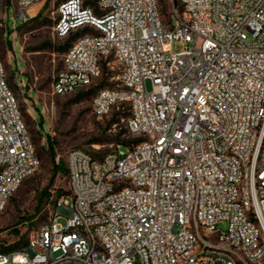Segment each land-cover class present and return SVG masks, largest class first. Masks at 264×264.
Wrapping results in <instances>:
<instances>
[{"label": "built area", "instance_id": "2783aa9c", "mask_svg": "<svg viewBox=\"0 0 264 264\" xmlns=\"http://www.w3.org/2000/svg\"><path fill=\"white\" fill-rule=\"evenodd\" d=\"M40 1L0 0V26L10 7L16 28ZM178 1L166 21L159 0L58 4V37L88 31L64 52L53 94L106 70L92 110L126 109L128 142L71 150L70 192L0 264H264V0ZM40 166L0 55V213Z\"/></svg>", "mask_w": 264, "mask_h": 264}, {"label": "rangeland", "instance_id": "374dc122", "mask_svg": "<svg viewBox=\"0 0 264 264\" xmlns=\"http://www.w3.org/2000/svg\"><path fill=\"white\" fill-rule=\"evenodd\" d=\"M11 0H5L7 4ZM62 0H42L31 11L36 20L13 24L17 16L12 7L7 10L5 27L0 26V55L5 62L7 79L28 125L41 159L40 169L29 176L9 200L5 212L0 213V247L21 245V238L28 235L37 222L46 220L54 209L58 194L69 191L67 156L73 149L94 152L93 144L101 153L116 147V137L126 138L125 115L97 116L92 110V96L101 82L110 84V73L106 70L97 79L98 85L79 89L67 94H53L54 77L62 69L66 37H58L53 26L57 17V6ZM162 18L169 20L173 6L178 0H159ZM16 34L14 38L13 35ZM183 47L173 40L172 50ZM24 80L26 86L18 83ZM148 91L153 89L150 79L145 81ZM92 90L78 98L82 91ZM126 111V109L124 110ZM113 118H117L113 121ZM124 118V119H123ZM126 149V146H121ZM63 194V193H62ZM72 203V198L68 197ZM59 223L65 225L67 216L62 214ZM219 226L227 229V223Z\"/></svg>", "mask_w": 264, "mask_h": 264}, {"label": "trees", "instance_id": "16d2710c", "mask_svg": "<svg viewBox=\"0 0 264 264\" xmlns=\"http://www.w3.org/2000/svg\"><path fill=\"white\" fill-rule=\"evenodd\" d=\"M60 3V2H59ZM85 4L87 5H94L95 4V0H85ZM30 20H36L38 19V16H32L29 18ZM86 31H88V28L85 27V28H82V29H79L73 33H71L69 36H67L66 38V41L63 45H60L58 46V50L59 51H66L68 49V47L71 45L72 41L79 35L85 33ZM105 82H101L99 85H104ZM92 92V90H87V91H82L78 94V98L79 97H82L84 95H88ZM121 114H124L125 116H128V112L127 111H123V112H114V115L118 116V115H121ZM117 118H113V121L116 120ZM126 132V131H125ZM124 132V133H125ZM123 132H119V134H117L118 137H116V140H117V143H127L128 140L126 138H121L119 136H121ZM109 152V151H108ZM106 153V152H105ZM64 193V192H62ZM62 193H59L58 196H60ZM21 245H18V244H15V245H10V246H5V247H0V251L2 252H7V251H11V250H14V249H18V248H21L23 246H25L27 244V235L26 236H23L21 238Z\"/></svg>", "mask_w": 264, "mask_h": 264}, {"label": "crops", "instance_id": "0c3cea01", "mask_svg": "<svg viewBox=\"0 0 264 264\" xmlns=\"http://www.w3.org/2000/svg\"><path fill=\"white\" fill-rule=\"evenodd\" d=\"M35 7V6H34Z\"/></svg>", "mask_w": 264, "mask_h": 264}]
</instances>
